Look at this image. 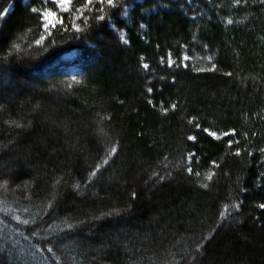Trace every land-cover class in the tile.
<instances>
[{
	"label": "trees",
	"instance_id": "16d2710c",
	"mask_svg": "<svg viewBox=\"0 0 264 264\" xmlns=\"http://www.w3.org/2000/svg\"><path fill=\"white\" fill-rule=\"evenodd\" d=\"M29 5L38 2L0 0V57L20 45V58L0 61V264H191L181 257L194 241L204 244L198 264H264V6L123 0L104 21L86 11L88 29L73 10L45 33ZM169 52L192 57L189 69L161 65ZM212 63L217 71L195 70ZM109 138L119 150L106 157ZM188 152L199 177L184 170Z\"/></svg>",
	"mask_w": 264,
	"mask_h": 264
},
{
	"label": "snow or ice",
	"instance_id": "6c2138e0",
	"mask_svg": "<svg viewBox=\"0 0 264 264\" xmlns=\"http://www.w3.org/2000/svg\"><path fill=\"white\" fill-rule=\"evenodd\" d=\"M32 3H37L38 2V6L36 7H31V5H29L30 7V12L31 14H34L35 17H37L39 20L43 21V29L44 32L47 33L50 27H55L57 24H59L60 26H64L65 24V17L63 15H61V13H69L73 10H75L77 12V17L76 19H80L82 18V22L84 24V29H88L90 27L89 24V19L88 16L86 14V11H93L95 12V15L93 16V20L94 21H104L106 19V11L107 9H120L121 11H123V0H81V4H80V8L79 9H75L74 7V0H31ZM256 2H258L261 6H264V0H256ZM232 4L233 6L239 7L240 5H247L248 4V0H232ZM218 7H222V5H218ZM54 9H59L60 12L58 13L57 11H55ZM9 9L5 8L3 9V11H0V17H6L7 13H8ZM124 15H127V12L124 11L123 12ZM228 24H232L234 23V21L231 18H228L226 21ZM143 27V26H141ZM71 28L75 29V31L77 33H82L83 29H81L80 23H76L75 20L72 22L71 24ZM44 40V34H41L40 39L36 40L35 43L37 45H41L42 41ZM119 40L124 43V44H128L129 40L124 36V35H120L119 36ZM205 47L207 48V45H205ZM15 53L16 58H20V45L18 43L13 42L10 47L9 50L7 52L6 55L0 57V61L2 62H6L9 60L10 57L13 56V54ZM25 55H28V53H25ZM192 59V57H190L188 54H184L183 56H178L176 59L172 58V54L171 52L168 53L167 58H165L164 56H162L160 58V64L164 65L166 68L168 69H172V68H176V69H181L183 68L184 70H188L190 67V60ZM201 59H204V57H201ZM207 60L209 62H211L213 60V57L211 55L207 56ZM140 67L145 71V72H151V68L149 63L144 62V57H140ZM195 70L197 72L200 71H217V65L215 63L211 64V67L209 69H201L199 67L195 68ZM225 75L227 76H232L233 73L228 72L225 73ZM160 80H164L165 77L160 76L159 77ZM173 81H175L176 76L173 75L172 77ZM73 80H76V77H73ZM155 89L154 85H149L146 87V92L147 93H153ZM121 103H123V101H121ZM147 103L149 105H152L153 108L156 107L155 103L153 102V100L148 99ZM178 107L177 103H172L171 104V108L173 110H176ZM161 113L167 115V113L169 112V108L165 107L163 105H161L160 108ZM104 118H101L100 123H103ZM189 125H193L196 128H200L201 125L199 123H195V118L191 119L188 121ZM18 128L23 127L22 125H17ZM202 131L204 133H206L209 137L214 138L216 140L221 139V134L218 133L217 131L211 130L210 128H203ZM101 133L105 136L108 137V133L104 132L103 128H101ZM236 130L232 129L231 131H225L222 133V135L224 137H231L236 135ZM198 139V137L196 135H189L187 136V140L192 141V142H196ZM107 142L109 143V149L108 152L106 153V157H110V156H114L118 153V141H115L113 139H108ZM234 143L233 140L228 139V144L231 146ZM238 143V142H237ZM262 152H264V149H261ZM241 154L240 150L238 149L235 152V155L239 156ZM164 160L167 161L168 157H164ZM186 160L189 162L184 170L187 172V174L191 177V176H195V177H199L201 174L198 171H195V169L191 166V163H193L195 161V154L192 152H188ZM103 163L107 164L108 163V159L104 158L103 159ZM213 166L215 167H219V165L217 164L216 161H212ZM179 166V165H177ZM167 168V165H165V169ZM100 169V165L97 164L95 165L92 170L89 172L90 176H96L98 171ZM170 174V173H167ZM155 178V181H159V180H163L165 177L163 175H161L160 172H156L153 171L151 174V178ZM213 178V174H208L207 179L208 180H212ZM7 184V181H5V185ZM76 187H79V185H76ZM202 188H208L209 185L207 183H203L201 185ZM137 193L133 192L132 193V197L135 199L137 198ZM231 207L239 210L240 208V204H234ZM259 209L264 210V203H260L258 205ZM229 210V205L225 204L224 205V210L220 212V216L221 217H225V213L228 212ZM107 215H112V213H107ZM226 218V217H225ZM14 219H16L17 221L23 223V224H29L28 220H23L20 221V218L18 216H15ZM72 225L69 224V228H71ZM38 233L33 231L32 235H37ZM211 237H201V241L203 240H207L210 239ZM50 243V242H48ZM203 248H204V244L201 243L200 241H194L190 247V250L187 252V254L185 256H182L181 259L187 262L188 257H191V264H198L199 261V257L203 254ZM47 252L52 253L53 254V259L54 260H59V257H57L54 253L53 247L49 246L47 247Z\"/></svg>",
	"mask_w": 264,
	"mask_h": 264
},
{
	"label": "rangeland",
	"instance_id": "374dc122",
	"mask_svg": "<svg viewBox=\"0 0 264 264\" xmlns=\"http://www.w3.org/2000/svg\"><path fill=\"white\" fill-rule=\"evenodd\" d=\"M74 57H75V52H71V53H69V54H66V55L63 57V59L71 60V59H73ZM71 72H72V73L75 72V68H72V69H71Z\"/></svg>",
	"mask_w": 264,
	"mask_h": 264
}]
</instances>
